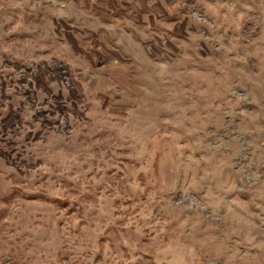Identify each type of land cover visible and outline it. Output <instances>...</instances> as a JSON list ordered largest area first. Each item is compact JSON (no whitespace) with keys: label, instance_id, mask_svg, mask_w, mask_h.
Masks as SVG:
<instances>
[{"label":"rangeland","instance_id":"374dc122","mask_svg":"<svg viewBox=\"0 0 264 264\" xmlns=\"http://www.w3.org/2000/svg\"><path fill=\"white\" fill-rule=\"evenodd\" d=\"M0 264H264V0H0Z\"/></svg>","mask_w":264,"mask_h":264}]
</instances>
